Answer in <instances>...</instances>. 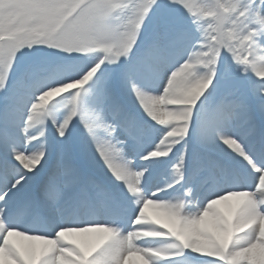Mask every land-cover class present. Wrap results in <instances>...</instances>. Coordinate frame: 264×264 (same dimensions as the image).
Wrapping results in <instances>:
<instances>
[{
  "label": "snow or ice",
  "instance_id": "1",
  "mask_svg": "<svg viewBox=\"0 0 264 264\" xmlns=\"http://www.w3.org/2000/svg\"><path fill=\"white\" fill-rule=\"evenodd\" d=\"M0 264H264V0H0Z\"/></svg>",
  "mask_w": 264,
  "mask_h": 264
},
{
  "label": "bare ground",
  "instance_id": "2",
  "mask_svg": "<svg viewBox=\"0 0 264 264\" xmlns=\"http://www.w3.org/2000/svg\"><path fill=\"white\" fill-rule=\"evenodd\" d=\"M150 211H153V210H150Z\"/></svg>",
  "mask_w": 264,
  "mask_h": 264
}]
</instances>
